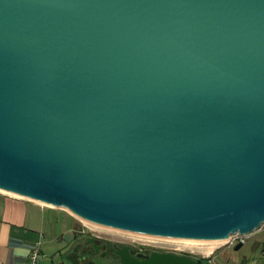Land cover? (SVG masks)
Instances as JSON below:
<instances>
[{"label": "water", "instance_id": "95a60500", "mask_svg": "<svg viewBox=\"0 0 264 264\" xmlns=\"http://www.w3.org/2000/svg\"><path fill=\"white\" fill-rule=\"evenodd\" d=\"M0 190L180 242L261 231L264 0H0Z\"/></svg>", "mask_w": 264, "mask_h": 264}, {"label": "crops", "instance_id": "0c3cea01", "mask_svg": "<svg viewBox=\"0 0 264 264\" xmlns=\"http://www.w3.org/2000/svg\"><path fill=\"white\" fill-rule=\"evenodd\" d=\"M88 229L67 210L0 191V264H28L36 245L39 264H94Z\"/></svg>", "mask_w": 264, "mask_h": 264}, {"label": "rangeland", "instance_id": "374dc122", "mask_svg": "<svg viewBox=\"0 0 264 264\" xmlns=\"http://www.w3.org/2000/svg\"><path fill=\"white\" fill-rule=\"evenodd\" d=\"M88 237L94 236L101 240L119 242V244H128L136 247H161L167 246L169 248L180 247L190 253V256L198 259H207L203 257V254H207L212 247L207 244H191L183 242H173L171 240H159L158 238H149L142 235H135L125 232H119L106 228H98L88 224ZM243 243V247L239 250L236 247ZM86 244V243H85ZM217 246V245H216ZM202 255V256H201ZM93 260L94 264H120L119 259H115L113 255L106 257H94L89 258ZM264 264V226L263 229L248 238L236 242L230 246L223 247L217 250L216 255L213 257V263L211 264Z\"/></svg>", "mask_w": 264, "mask_h": 264}, {"label": "flooded vegetation", "instance_id": "af4514ba", "mask_svg": "<svg viewBox=\"0 0 264 264\" xmlns=\"http://www.w3.org/2000/svg\"><path fill=\"white\" fill-rule=\"evenodd\" d=\"M88 251L91 255H98L99 257H106L113 255L115 257L116 261L117 259L121 262V257L118 254V251H121L125 247H129V250L131 254L139 259H146L149 258L154 253H162V254H168V253H176L179 255L184 256H190V253H179L177 251L172 250L171 248H164L161 247H136L131 246L128 244H119V242H109L105 240H101L98 237L90 236L86 240ZM198 259V258H195ZM122 264V263H121Z\"/></svg>", "mask_w": 264, "mask_h": 264}, {"label": "built area", "instance_id": "2783aa9c", "mask_svg": "<svg viewBox=\"0 0 264 264\" xmlns=\"http://www.w3.org/2000/svg\"><path fill=\"white\" fill-rule=\"evenodd\" d=\"M263 229V228H262ZM261 229V230H262ZM249 236H243L241 234H235L232 235L230 238H228L227 240H225L224 243L221 244H217V246L215 245L214 247H212V250H210L207 254H203V257L205 259H209L211 263H213V257L216 255L217 250L226 247V246H230L232 244H235L238 241L244 240L246 238H248ZM164 248H169L167 246H163ZM174 251H177L179 253H189L186 250H183L180 247H176V248H171ZM202 256V255H201ZM42 258V254H41V250H40V246L36 245L32 248L30 254H29V260H28V264H39V262L41 261ZM227 264H231V263H227Z\"/></svg>", "mask_w": 264, "mask_h": 264}, {"label": "bare ground", "instance_id": "6f19581e", "mask_svg": "<svg viewBox=\"0 0 264 264\" xmlns=\"http://www.w3.org/2000/svg\"><path fill=\"white\" fill-rule=\"evenodd\" d=\"M1 192H5V193H8L4 190H0ZM11 194V193H9ZM12 195H15V196H19V195H16V194H12ZM21 197V196H19ZM23 198V197H22ZM37 202V201H36ZM41 203V202H39ZM43 205H46L44 203H41ZM47 206H50V205H47ZM52 208H59V207H55V206H50ZM64 209V210H67L68 212L71 213V215L73 214L74 216H77L75 213H73L69 208H61V210ZM78 217V216H77ZM79 218V217H78ZM82 220V219H81ZM85 223L89 224V225H92V226H95V227H98V228H106V229H110V230H115V231H119V232H125V233H130V234H135V235H142V236H146V237H149V238H158L159 240H169V239H164V238H159V237H153V236H148V235H143V234H139V233H134V232H129V231H125V230H120V229H114V228H110V227H107V226H103V225H99V224H95V223H92V222H89V221H86V220H83ZM226 240V239H225ZM222 241L220 243H216V244H207V243H192V242H183V243H191V244H199V245H203V244H207V245H210V247H214L215 245L217 244H221V243H224L225 242ZM173 242H180V241H175V240H171Z\"/></svg>", "mask_w": 264, "mask_h": 264}, {"label": "trees", "instance_id": "16d2710c", "mask_svg": "<svg viewBox=\"0 0 264 264\" xmlns=\"http://www.w3.org/2000/svg\"><path fill=\"white\" fill-rule=\"evenodd\" d=\"M197 260L199 261V264H210V263H208V261H210L209 259H207V262H205L204 259H197ZM120 264H121V262H120Z\"/></svg>", "mask_w": 264, "mask_h": 264}]
</instances>
